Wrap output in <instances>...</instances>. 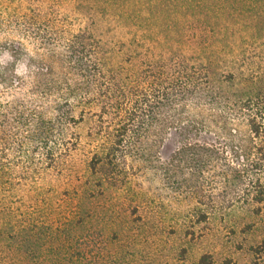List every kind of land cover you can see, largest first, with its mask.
Returning a JSON list of instances; mask_svg holds the SVG:
<instances>
[{
	"label": "rangeland",
	"instance_id": "374dc122",
	"mask_svg": "<svg viewBox=\"0 0 264 264\" xmlns=\"http://www.w3.org/2000/svg\"><path fill=\"white\" fill-rule=\"evenodd\" d=\"M189 4L173 7L158 22L122 23L111 13L103 15L95 0H0V65L11 63L25 76L26 59L12 61L7 44H22L31 56L49 50L60 54L68 38L94 28L111 46L141 37L158 59L177 52L197 64L212 60L218 72L231 70L238 76L264 68V0ZM31 25L50 29L58 43L40 46L32 33L23 32H32ZM17 100L24 104L23 112L42 111V102L27 89L0 87V103ZM43 111L53 116L50 108ZM99 112L98 106L75 109L69 151H57L54 162L43 151H33L30 141L21 151L20 140L30 129L20 128L14 113L1 125L0 137L3 132L17 137L8 139L7 175L0 183V264H264V202L245 201L237 183L225 184L221 165L205 172L202 199L193 194L198 175L192 168L170 178L157 166L176 150L175 134L164 136L153 154L154 166L129 158L121 170L103 164L95 169L93 158L105 140L95 115ZM233 128L249 138L245 121ZM214 141V135L201 138V143ZM257 144L264 149V138ZM2 146L0 141V150ZM259 177L264 187V173ZM197 207L208 214L207 220L202 221Z\"/></svg>",
	"mask_w": 264,
	"mask_h": 264
},
{
	"label": "trees",
	"instance_id": "16d2710c",
	"mask_svg": "<svg viewBox=\"0 0 264 264\" xmlns=\"http://www.w3.org/2000/svg\"><path fill=\"white\" fill-rule=\"evenodd\" d=\"M189 3L190 0H95L103 15L111 13L122 23L145 19L158 22L173 7L189 8ZM26 29L24 34L32 33L40 46L58 43L48 28L32 27V32ZM97 31L85 28L71 36L60 54L49 50L31 56L24 53L22 44H7L12 61L23 56L26 59V74L19 75L11 63H2L0 87L7 91L27 89L29 96L43 104L42 111L23 112L21 100L0 103V127L6 126L9 115L14 113L17 125L30 129L23 137L25 141L20 140L21 151L30 141L35 145L33 151H43L54 162L57 151H69L71 138L67 137L77 122L75 109L98 106L100 112L95 115L105 140L93 158L95 169L103 164L112 171L121 170L129 158L143 159L154 166L153 154L164 136L175 134L179 141L176 150L157 166L170 178L186 166L192 168L198 175L191 186L193 194L202 199L205 172L221 165L225 184L237 183L245 201L250 197L263 203L264 187L259 176L264 173V149L257 140L264 138V68L255 67L249 74L240 72L238 76L231 70L218 72L212 60L209 65L197 64L177 52L170 58L158 59L149 54L151 50H146L141 37L111 46ZM45 107L53 111L52 117H47ZM237 121L246 122L249 138L233 128ZM16 135L3 132L0 137V183L7 175L4 163L11 150L8 139ZM207 135L215 136L213 144L201 143L202 136ZM228 149L235 160H229ZM196 209L202 221L207 220L208 214L201 207Z\"/></svg>",
	"mask_w": 264,
	"mask_h": 264
}]
</instances>
